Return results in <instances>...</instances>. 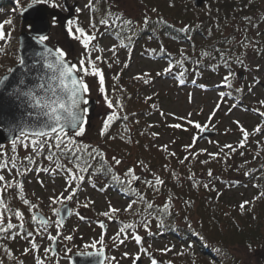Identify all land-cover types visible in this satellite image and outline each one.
Returning a JSON list of instances; mask_svg holds the SVG:
<instances>
[{"label":"rangeland","instance_id":"obj_1","mask_svg":"<svg viewBox=\"0 0 264 264\" xmlns=\"http://www.w3.org/2000/svg\"><path fill=\"white\" fill-rule=\"evenodd\" d=\"M107 1L119 13L135 21L137 26L143 24V17L145 15L149 16L152 13V8L158 7L170 12L171 14H173L172 11L179 12L180 10L181 13L179 16L184 20L188 19L189 16L192 17L196 10H202L206 13L208 11H212V8H214V24L216 27L223 24L225 26V34H232V39H236L235 44H239L237 41L243 40V43L247 45L249 41H251L250 47L240 51L241 60L244 61L243 65L240 63V66H231L235 86L243 90V98L240 101H235L226 97V95L223 98L219 96L220 92L225 93L226 86H224L223 83V76L227 75L228 70L225 71V74H223L221 78L218 76L214 77L209 88L201 87L194 82L180 84L176 79V74L164 73L163 75H157V73L163 72V70L168 67L169 63L165 60L145 58L139 51L140 47L136 48L134 51L126 48H119L117 47V42L111 37H104L101 39L100 47L105 49V52L102 54L104 58L111 63L110 57L112 56V53L108 51V49L115 45L117 50L116 54L121 62L119 64H113L111 69L107 67V63H103L100 67L104 69V74L105 70H107V72L109 74L111 73V75L116 76L119 74L120 78H124V81L120 82V87L124 90V98H128L130 92H132L135 88L138 89L139 85L144 87L141 92L143 98L146 99L149 96L152 97L151 100H143V102H147L148 107L152 108V113L144 120L145 126H149L148 128L151 130V133H159L158 137L151 136L153 137V145L158 148V152L159 150L161 151V153L159 152L160 154H165V159H167L169 155L167 152L162 150V145L167 144L168 151L176 153V157L169 156V158H171L169 165H167V163L164 164L167 165L171 171H166L164 165L154 163L153 169L148 168L150 171H146L147 169H141L136 166L137 173L142 176V179L147 176L153 177V181L155 176H159L165 181L164 185H157L160 186L159 188H162L161 193L163 192V188L166 187L168 189L167 193L171 195L177 194L176 191L174 192L173 190L175 187L180 188V186L183 185V187L186 188V184L189 181V175L195 174L193 180L198 184L197 192L204 191L201 184L203 182V184L208 182V171H197L196 169L191 170L192 167L189 170L184 169L187 165L195 163V160H193L194 156H197L195 154L199 153V155L195 157L199 161L202 158L205 159L206 156H209L207 153H216L225 144H232L234 147H237L238 142L241 139V133L238 130L237 123H235L236 121H239V123L250 133L257 125L264 124V119H262L258 114V111H256V109H258L259 112H262V109H264V105L259 103L260 100H264V0H208L201 8H198L194 4L193 0ZM238 1L239 3H236ZM55 2L63 5V7L54 8L49 4L46 5L51 9H56L60 12L63 18L61 19L58 17L52 19V32L48 36L49 39L47 40V43L50 44L51 42L54 48H61L65 50L68 58L76 61L82 55L84 50L79 41L73 39V37L68 34L66 24L68 20L78 21L81 26L89 31V34H93L89 29V19L92 17L91 11L88 8H85L88 0H55ZM95 4L96 3H94L93 7H95ZM76 8H81L83 11L77 13ZM8 11L11 12V9H8ZM8 16V14L1 16L0 22L7 20L9 18ZM185 16H188V18ZM245 16H249L253 19V25H248V23L243 19ZM208 19L210 20L209 17ZM29 28L30 26L26 25L24 30L28 31ZM216 30L218 29L216 28ZM66 32L67 35H65ZM95 34L97 35V38L100 37L97 33ZM66 36L70 37L71 42H67ZM248 36L250 37L248 38ZM244 37H247L248 39L245 40ZM12 38L13 35H11L10 41ZM10 43L0 42V47L7 49V55H5L4 52H0V70L3 68L0 78L5 74V68L2 64L3 58L5 56L10 57L12 55L11 52L15 51V47H12ZM94 43L97 45V40L94 41ZM68 44L70 49L68 48ZM239 45L242 46V44ZM96 54L97 53L93 54V58ZM12 61L13 58L10 63ZM13 63H11V66L9 65V67H13ZM124 63H128L129 67L124 68ZM143 73L150 74L145 77L149 80L148 84H145L143 80L133 79ZM87 79L90 82L91 87V92L88 98L96 99L97 104L95 112L91 116H87L86 114L84 124L85 133L83 136L78 137L77 140L80 141V143L103 148L107 153L108 158H110L115 155V153L105 149L104 144L102 143L104 137L99 136V131L106 119V115L110 114L113 110L107 108L104 103L103 96L99 94L96 79L91 76ZM131 81H135L136 83L131 84ZM255 81H258V83ZM125 84H127V88ZM111 99L114 102L116 101L114 98ZM153 104L156 105L155 108L152 107ZM217 104L220 105L218 110L216 109ZM214 110L215 116H212L211 119H209L210 114ZM147 111H149V109ZM160 111H163L166 115L161 116ZM117 113H119L118 110ZM169 113L172 115H168ZM178 117L186 119H177ZM188 120H191L194 123H199L202 127L196 128L194 127V124H189ZM175 123H180L181 128L176 129L169 127V125ZM133 129L134 127L132 126L131 130ZM207 131L212 134L202 140H198V138ZM138 138L139 139L137 141H134V146L132 147L133 158L136 157L137 152L141 153L142 156L147 155L146 150L148 148L145 144L148 143L149 139H147V137H143V135H139ZM263 138L264 136L253 134L250 136L249 142L246 144L245 148L240 149L237 147V151L235 153H231L225 149L224 153H221L222 156L219 157L222 158L224 161L223 163L226 162L227 164L237 163L236 160L240 156H244L247 159H253L255 154H258L259 150L257 149L259 146H257L256 143L257 141H262ZM188 144L193 145V147L188 151H185L184 146ZM140 147H143V149L140 150ZM202 149H206L207 151L201 152ZM5 150L7 151L8 156L12 155L11 143L0 147V151ZM29 152L30 149L26 151L22 146L18 145L17 155L21 160L26 154H29ZM241 152L244 154L241 155ZM190 153L192 155H190ZM225 153L229 157L228 159H225ZM185 156H189V159L185 161L183 165H178L175 162L177 157L180 159ZM257 156H259V154ZM125 160L126 159L123 161ZM240 160L242 161V159ZM132 162H134L133 159L125 161L124 164L117 166L116 169H121L127 165L134 166ZM172 163H174V167L172 166ZM54 166L55 165H53V167ZM231 167L234 168L233 164ZM211 170L213 172V176L217 174L219 175L218 177H225L218 167ZM172 172H175L179 179H176L172 175ZM5 175L7 174L5 173ZM229 176L230 177L227 179L231 183H234L236 180V182L240 181L235 175L231 176L230 174ZM41 180L44 181L43 186L40 184ZM137 183L139 182H136L134 185ZM25 184L35 198L39 197L40 200L43 201V203H41L42 210L40 211H42V213H44L45 216L51 220L60 219L59 217L53 215L52 206H49L47 198L53 193H59L61 185L63 184V179H61L60 176L50 179L49 175L45 173H32L30 177H27V182ZM142 185L143 184H141V186ZM97 186L99 185H96V187H93L90 184L83 185L77 198H74L75 205L73 204V206L70 207L71 216L68 218L67 224L63 227L64 229L61 228V233L63 235L71 234L74 238L72 241H64L62 238L59 239V243L57 244L58 256L56 257L59 264H71L72 254L77 252H86L90 249L85 248L84 246L96 240L99 234L102 231H105L100 229L98 221H104L107 226V238L104 248H107L109 259L106 261V264H112L110 259L112 256L117 257L119 264H135L136 261L134 262V258L137 255H140L143 264H150L149 256L142 254L140 251L141 248H147L148 252H150L152 256L157 259L158 264L161 262L160 257L157 255L159 252H155L154 250H160L163 252L162 249L166 247L171 248L172 251L167 254L168 258L171 259H175V257L180 256L176 254L177 252L183 251L186 253L189 251L187 244L180 242L178 239L167 240L164 237H161L160 239L155 240H145V231L139 226L130 231H136L143 237L141 244H137L130 235L123 244H121L119 240L114 242L111 237L115 236L120 227L113 219L107 220L105 217L99 215V213L108 209L109 202H111L112 206L121 209L125 208L128 205V202L125 197L120 196L119 192L107 189L104 190L103 193ZM208 189L210 190V187ZM217 190L220 192L222 199L225 200L226 203L230 206H236L245 200L254 201L253 198L256 197L258 189L253 185L250 187H242L239 185L222 184L220 187L218 186ZM161 193L160 196L164 197V193ZM201 195L206 194L201 193ZM85 197L94 200L95 204L90 205L87 209L83 208L82 205L86 202ZM5 198L11 205L18 203L12 193H8ZM30 200L35 202L33 199ZM161 201V198H157L155 200L156 203H161ZM69 202H66V204ZM209 204L210 206H214V201L210 202L209 200ZM54 207L61 209L62 206L57 204ZM76 211H79L85 219L80 220L75 215ZM125 213L126 212L122 210L115 216V218H121V220L126 221V224H128L127 220L122 217ZM24 215H26L25 211ZM146 218L148 219V217ZM49 231L51 234L56 235L55 228H51ZM37 243L41 245L39 254L43 258V247L50 246L51 242L48 241L45 236L44 240H37ZM10 246H12L14 257L23 259L25 264H34L32 252H29L27 256L22 255L23 250L28 247L26 241L10 242ZM108 247L110 250H108ZM67 249H71V251H67ZM125 252L129 253L128 257L123 255ZM196 253L198 256H201L205 262L209 259V257L204 256L199 251ZM160 254L161 253H159V255ZM0 258H4V264H16L15 260L10 261L5 258L4 253L0 256ZM255 262H257L256 258Z\"/></svg>","mask_w":264,"mask_h":264},{"label":"trees","instance_id":"obj_2","mask_svg":"<svg viewBox=\"0 0 264 264\" xmlns=\"http://www.w3.org/2000/svg\"><path fill=\"white\" fill-rule=\"evenodd\" d=\"M33 3V0H0V17L7 14L9 15L7 20H11L12 23L11 25H5V32H10L11 35H13L10 45L15 47V51L11 52L10 50L12 54L10 57L5 56L3 58L2 64L5 68V73L11 63L14 62L13 65H15L19 60V53L17 50L19 42L18 36L23 27L20 12L23 8ZM236 3H239V1ZM94 8L96 11L91 10V15L95 17L97 21L96 33L100 36L97 38L98 47L101 46L102 38L111 37L117 42V47L119 48H121V43L126 45V49L131 51L140 47L139 51L145 58L165 60L169 64L180 60V53L183 50L184 54L190 57V59L185 60L182 67L177 65L173 69V74L184 71L185 75L183 79L185 83L194 82L195 84L209 88L214 77L218 76L221 78L223 74H225V71L228 70V68L225 67V60L221 58V54L230 52L231 55L227 56L230 65H241L237 62V57L241 59L240 51L245 50V47L235 44L236 39H232L233 36L231 33V35L225 34V26L223 24L216 27L214 24V8H212V11L206 13L202 10H196L192 17L189 16L188 18V16H185L188 19L184 20L179 16L181 13L179 9H177L179 12L172 11L173 14H171L157 7V12H152L148 16L150 18V23L148 25L142 24L137 26L136 22L132 20L135 26L134 32L130 31L128 28H121L119 22H117L115 27L105 28L99 25L98 21L101 18H108L109 13L111 14V20H114L116 17L129 19L127 16L115 10L107 0H99ZM8 9H11V12H9ZM182 27L186 30L181 31ZM216 28L218 30H216ZM128 37H131V39H128ZM249 37L250 36H248V38ZM66 39L67 42H69L67 36ZM50 44L53 46L51 42ZM243 44L245 45V43ZM161 46L166 49V52L161 53L159 51ZM68 48L70 49L69 44ZM217 50H220V52L218 53ZM203 52H207L209 55L202 56L201 53ZM12 58L13 61L10 63ZM71 61L75 62L74 59ZM101 65L102 64H99V67ZM2 71L3 68L0 70V74ZM113 77L114 75H111V73L109 74L107 70H105V83L109 97L114 98L116 101H122L123 109L122 111L118 110V115L127 116L128 119L124 120L121 118L113 122L109 131L111 136H115L116 138L111 139L110 137H104L102 143L105 149L115 153L117 158L122 160L126 159L125 161L130 159H133L134 162L143 160L144 164L147 166L145 168L147 169L146 171H150L148 168L153 169L154 163L160 165L167 163V165H169L171 158L168 156V158L165 159V154H160V150V153L158 152V148L153 145V137L150 135L151 130L148 128L149 126H145L144 120L152 113V108L148 107L147 102H143V100H146L141 94L144 87L139 85L138 89L135 88L130 92L128 98H124V91L120 92L118 90L121 88L120 82L124 81V78H120L119 81H116ZM231 82L232 87H226L225 95L235 101H240L243 98V90L235 86L233 77L231 78ZM134 83L136 82L131 81V84ZM125 85L127 88V84ZM148 109L149 111H147ZM262 112H264V109H262ZM132 126L134 127L133 130H131ZM141 133H143V137L149 139L148 143L145 144L148 148L146 150L147 155L142 156L141 153L137 152L136 157L133 158L132 147L134 146V141L139 139L138 136L142 135ZM120 137H124V139ZM256 144L259 146L257 148L259 149V156L255 154L253 159L240 156L236 160L237 163H232L234 168L231 167L232 164L223 163L224 161L221 157H217L215 160L210 156H206L205 159L202 158L203 160L209 161L207 164L200 163V161L203 160L201 159L198 161V159L195 158L197 156H194V158L192 157L195 163L187 165L184 169L189 170L192 167L191 170L196 169L197 171L207 172L210 169L218 167L224 174L225 177H218L219 175L217 174L215 175L216 177H207L208 182L206 184L209 185L210 190L203 187V182L201 185L204 191L197 192L198 184L194 180H189L186 184V188H184L183 185H181L180 188L175 187L173 190L174 192L176 191L177 194L171 195L167 193L168 189L166 187L163 188V192L161 193L162 188H159L160 186H156L159 188V191H154L153 188L147 187L142 182L143 179L152 180L153 177L147 176L143 178L142 181L133 185V187L138 188L139 191L145 194L147 200L153 202V209L148 210L144 204L137 202L133 205V212H126L123 214V219H126L128 224H136V228L139 226L145 231L140 221L143 216L148 217L151 223L149 225V230L145 231V240H155L164 237L167 240L178 239L180 242L187 244L189 251L182 256L175 257V259L168 258V253L154 250L155 252L161 253L157 255L160 257L162 264H167L168 261H172L173 264H193V261H195V264H264V198L252 201L250 205L246 206L247 210L241 213L239 210L240 204L230 206L222 199L220 192L217 190L218 186L229 184L242 187H250L253 185L258 189L256 196L260 191H264V138L259 144ZM79 146L96 147L94 145L80 143V141ZM141 149H143V147H140V150ZM100 150L108 157L103 148H100ZM35 159L37 163L31 167H53L54 165L50 164V162L43 157H35ZM180 159H183V157ZM180 159L178 157L175 159L178 165H181L179 163ZM240 159H242L243 162ZM61 162L71 167L67 160L62 159ZM134 162H132L133 165ZM93 164L94 169H99V171L91 177H89V174H85V181L82 186L85 184H90L92 186V182H95L96 185H99L97 187L100 191L103 187L104 190L108 189L119 192L120 196L125 197L128 203L130 200L136 199L134 195L127 192L126 187L112 179V173L106 171V166L102 168L101 164L97 161H94ZM172 164L174 167V163ZM136 166L139 167L138 165ZM127 167H132V165L124 166L121 169L115 168L113 171L120 175L121 179H126L123 173ZM245 171L249 172V175H244ZM31 174L32 173H29L28 177H30ZM230 174L231 176L235 175L240 181L236 182V180L234 183L229 182L227 178L230 177ZM90 179L92 182H89ZM141 184L143 185L141 186ZM25 189L27 197L33 199L35 201L33 203H37L38 201L26 184ZM104 190L101 192L104 193ZM160 193H164V197H161ZM201 193H205L206 195H201ZM169 197H172V200L170 208L166 212L163 209V205L168 202ZM157 198L162 199L161 203L155 202ZM209 200L210 202L214 201V206H210ZM18 202L20 209L26 212L24 221L25 228L20 229L21 234H23L25 230L33 231L36 228V224L31 222V216L28 210L22 205V202L19 200ZM74 203L75 200L71 202V205L73 206ZM41 205L42 204H40V208ZM113 220L119 227L126 224V221L121 220V218L116 217ZM37 240H44V236L38 237ZM18 241H25L22 235ZM197 251L209 257L207 262H205L201 256L197 255ZM255 258L257 262H255Z\"/></svg>","mask_w":264,"mask_h":264},{"label":"snow or ice","instance_id":"obj_3","mask_svg":"<svg viewBox=\"0 0 264 264\" xmlns=\"http://www.w3.org/2000/svg\"><path fill=\"white\" fill-rule=\"evenodd\" d=\"M34 3H44L49 4L51 7H63V5L58 4L55 0H33ZM99 0H88V3L85 5V8L89 10L96 11L93 7L94 3H98ZM28 7H32V4H29ZM27 11V8L24 9ZM83 11L81 8H76V12L80 13ZM151 12H157L156 8H152ZM111 14H108V18H101L98 23L105 28L115 27L117 22L121 28H128L130 31H135V26L131 19H122L120 17H116L114 20L110 19ZM248 25H253L254 21L251 17L245 16L243 18ZM11 20H6L0 22V42L10 43V32H5V25H11ZM142 23L144 25H148L150 23V18L145 15L143 17ZM67 32L73 39L79 41L82 45L83 53L82 55L75 61H71L68 59L67 53L65 50L61 48H51L45 46V42L49 39L48 36L41 35L37 38L36 43L40 46H43L42 51H37L35 56L40 58L36 63H40L42 61V68L46 70L45 75L38 76L37 79L39 83H36L34 87L29 88L27 91L22 90V86L25 85V81L20 79L17 81V85L12 88V90L8 93L10 97H22L26 98L29 101V107L33 109H37L35 112V116L37 118V124L31 131L28 133L24 130L20 131L19 137L14 138L11 141V152L12 155L8 156L7 151H0V241H4L5 243L0 244V249H2L4 253V257L10 261L15 260L16 264H25L23 259H18L14 257L13 250L7 245L6 241L8 240H16L21 237L26 241L28 247L23 250L22 255L27 256L29 252L33 253L34 264H59V261L56 259L58 256V249L54 246L59 243V239H63L64 241H72L73 235L67 234L63 235L61 233V228L64 225L61 223V219L51 220L49 218L44 217L40 214V204L43 203L39 197H37V203H33L28 197L25 189V183L27 182V177L29 173H45L49 175L50 179H54L57 176H60L63 179V184L61 185V190L59 193H53L47 198L49 206H52V213L54 216H60V209L54 207L57 204L64 206L66 202L73 201L74 198H77L78 193L80 192V188L85 181V174H89V177L95 175L99 169H94V161H97L101 164V167L104 168L106 166V171L108 173H112V179L126 187L127 192L131 193L136 197V199L130 200L128 205L121 209L112 206L111 202L108 204V209L106 211H102L99 215L105 217L107 220L114 219L115 216L120 211L125 212H133V205L137 202L144 204L146 209H153V202L146 199V196L143 192L139 191L138 188L133 187L136 182L142 181V176L137 173L136 165H138L141 169H145L147 166L144 164L143 160L134 162V166L127 167L124 171L123 175L126 179H121L120 175L113 171V169L117 168V166H121L125 163V161L117 158L115 155L111 156L110 159L106 157V154L100 150L99 147L90 148L89 146L80 147L78 137H81L85 133V119L84 116L81 115L82 112H86L85 108H82V105H87L89 100L88 97L91 92L90 82L88 81V77L91 76L96 79V85L98 87L99 94L103 96L104 103L107 108L113 110L110 114L106 115V119L104 120L102 127L99 131V136L101 137H110L111 139H115V136H111L110 128L114 121L119 119L127 120V116L118 115L117 110L123 109L122 101H113L108 94V89L106 88L105 83V74L104 69L99 67V64L107 63V67L109 69L112 68L113 64L121 63L117 54H116V46H112L108 49L112 53L110 57L111 63H109L104 56L102 55L105 52V49L102 47H98L94 41L97 40L96 29H97V21L95 17H90L89 19V29L93 34H89V31L86 30L83 26H81L78 21L68 20L66 24ZM185 28H181V31H185ZM131 39V37H128ZM247 40V37H244ZM237 43L242 44L245 48L251 46V41L247 45L243 44V40L237 41ZM121 48H126L127 46L121 43ZM155 51V50H151ZM161 53L166 52V49L161 46L159 48ZM0 52H4L7 55V49L0 47ZM219 53L220 50H217ZM93 53H97L93 58ZM202 56H208L209 53L203 52ZM231 53L221 54V58L225 60V67L228 68V74L223 77L224 86L231 88L232 82L231 78L233 73L231 71V65L227 60V56H230ZM181 59L177 60L175 63H170L168 67H166L163 72L157 73V75H163L164 73H173V69L180 65L181 67L184 64L185 60L190 59V57L186 56L183 50L180 53ZM237 62L243 65L244 61L237 57ZM20 65L25 64V60L20 58L18 60ZM36 63L33 64V68L36 67ZM124 68H128L129 64L124 63ZM7 73H12L13 68H7ZM149 73H143L140 76H136L133 79L143 80L145 84L149 83V80L145 77L149 76ZM185 73L184 71H179L176 74V79L180 84L185 83L183 77ZM114 80L119 81V74L113 77ZM9 81V76L4 75L2 79H0V87L7 88V82ZM258 83V81H255ZM201 87H204L201 85ZM115 90V86H114ZM120 92L124 90L122 88L118 89ZM239 90V89H237ZM251 91V89H250ZM219 96L223 98L225 96L224 92H220ZM146 99L151 100L152 97L149 96ZM259 103L264 105V100H260ZM153 108L156 107L155 104L152 105ZM220 107L219 104L216 105V109L218 110ZM258 114L262 119H264V112H259ZM29 115H33V113H29ZM161 116H165L166 114L163 111H160ZM168 115H172L169 113ZM191 115V114H189ZM212 116H215V110L210 114L209 119ZM177 119H186L178 117ZM189 124H194V127L201 128V124L194 123L191 120H188ZM238 126V130L241 133V139L238 142V148H245L246 144L249 142V138L253 134H259L264 136V126L257 125L253 131L250 133L247 129L243 127L236 121ZM151 127V126H150ZM169 127L179 129L181 128L180 123H175L169 125ZM71 131H68V130ZM143 135V133H141ZM153 137H158L159 133H151ZM124 139V137H120ZM130 142V138H129ZM259 144V141H257ZM22 146L26 151L30 149V154H26L21 160L17 155V148ZM193 145L188 144L185 145V151H188L192 148ZM237 147H234L232 144H225L220 150L216 153H207L212 159H216L224 153V150L227 149L231 153H235L237 151ZM162 150L167 152L169 156L176 157L175 152H169L167 144L161 146ZM206 149H202L201 152H206ZM241 155L244 153L241 152ZM190 155H192L190 153ZM199 155V153L195 154ZM35 157H43L50 164H54L55 166L48 167H39L34 168L32 165L36 164L37 161ZM229 157L225 153V159ZM67 160L68 164L71 167L66 166L61 162V160ZM189 159V156H185L183 159L179 160V163L183 165L185 161ZM202 164L209 163L208 160L200 161ZM166 171H171L167 165H164ZM5 173L7 175H5ZM63 174V175H61ZM172 175L179 179L176 176L175 172H172ZM244 175H249V172L245 171ZM208 176L212 177L213 172L210 169L208 171ZM195 174L189 175L188 179L193 180ZM89 182H92L91 179ZM147 187L153 188L154 191H159L157 185H164L165 181L161 179L159 176H155L154 181L143 179L142 181ZM41 186L44 185V181H40ZM92 186L96 187V183L92 182ZM197 186V185H194ZM204 188H209L208 184L203 185ZM104 188H101L103 191ZM12 193L13 197L22 202V205L27 208L29 215L31 216V222L36 224V228L33 231L25 230L23 234H21L20 229L25 228V215L24 211L21 209L13 210L11 207H7L5 204L4 197L8 194ZM67 193V194H65ZM264 198V191H260L253 200ZM86 202L82 205L83 208L87 209L90 205H94L95 201L90 198L85 197ZM172 197L168 198V202L163 205V209L167 212L170 208ZM188 203V202H186ZM252 201H242L239 205V210L241 213H244L247 210L248 205H250ZM9 213L11 215H9ZM139 214V213H135ZM75 215L80 219L84 220L85 217L80 214L79 211L75 212ZM13 219L16 220V223L13 222ZM140 223L142 224L145 231L149 230V225L151 221L146 217H142ZM98 225L100 229L105 230L102 231L98 238L91 242L90 244H86L85 248L98 249L95 253L93 252H85L81 253L82 255H97L104 257L105 252V242L107 238L106 232V224L104 221H98ZM51 228H55L56 235L51 234L49 231ZM136 228V224H124L115 234V236L111 237V239L115 242L119 240L121 244L124 243L126 239L131 238L137 243L141 244L143 237L139 235L136 231H130ZM46 236L47 240L51 242L50 246L43 247V258L41 257L40 249L41 245L37 243L38 237ZM123 237V238H121ZM150 247V246H149ZM251 247V246H249ZM67 251H71V249H67ZM141 253L149 256L150 264H158L157 259L152 256L150 252H148L147 248H141ZM164 253H168L172 251L171 248L162 249ZM177 255H184L183 251L177 252ZM125 257L129 256L128 252L123 253ZM105 260H108V257H104ZM112 264H119V260L117 257L112 256L111 258ZM140 260V255H137L134 258L135 261ZM0 264H4V258H0ZM162 264V262H160ZM167 264H173L172 261H168ZM195 264V261H193Z\"/></svg>","mask_w":264,"mask_h":264},{"label":"water","instance_id":"obj_4","mask_svg":"<svg viewBox=\"0 0 264 264\" xmlns=\"http://www.w3.org/2000/svg\"><path fill=\"white\" fill-rule=\"evenodd\" d=\"M194 1L197 7H202L207 0ZM21 16L24 25H31L29 32L23 30L19 35V58H23L25 64L20 65L18 63L13 67L12 73L5 74L9 76L7 88L0 87V145L10 143L14 138H18L21 130L31 133L37 124L35 112L38 110L29 107V101L26 98L10 97L8 93L17 85L18 80L23 79L25 81L22 90L27 91L29 88L34 87L36 83H39L38 76L46 74V70L42 68V61L36 63L40 58L36 57L35 53L43 50V46L38 45L36 41L41 35H50L52 31L50 18L58 17V13L43 4H34L30 8L27 7V11L23 10ZM45 46L51 47L47 43H45ZM34 63H36L35 68H33ZM88 100L87 105H82V108L86 109V112L81 113L84 118L86 113L91 116L96 109V99L90 98ZM30 112L33 115L30 116ZM210 134L212 133L207 131L198 140H202ZM70 214L69 204L61 208L60 218L63 225L66 224ZM54 246L57 248V244ZM92 252L95 253L96 251ZM104 257H107L106 250ZM104 257L76 253L72 255V264H105ZM135 264H142V260L136 261Z\"/></svg>","mask_w":264,"mask_h":264},{"label":"flooded vegetation","instance_id":"obj_5","mask_svg":"<svg viewBox=\"0 0 264 264\" xmlns=\"http://www.w3.org/2000/svg\"><path fill=\"white\" fill-rule=\"evenodd\" d=\"M13 195V194H12ZM4 199H5V204H6V206L7 207H11L13 210H15V209H18L19 208V202H18V199H16L17 200V204H15V205H11L10 203H9V201L4 197ZM9 215H11L10 213H9ZM14 221V223H16V221L15 220H13ZM19 239V238H18ZM18 239H16V240H8V241H6V243H7V245L12 249V246H10V242H18ZM2 243H5L4 241H0V244H2ZM3 254V251H2V249H0V256Z\"/></svg>","mask_w":264,"mask_h":264}]
</instances>
